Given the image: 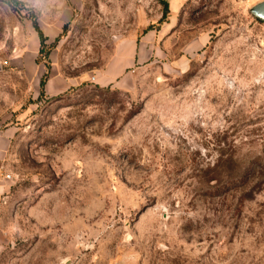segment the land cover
I'll use <instances>...</instances> for the list:
<instances>
[{
  "label": "rangeland",
  "instance_id": "374dc122",
  "mask_svg": "<svg viewBox=\"0 0 264 264\" xmlns=\"http://www.w3.org/2000/svg\"><path fill=\"white\" fill-rule=\"evenodd\" d=\"M262 2L0 0V264H264Z\"/></svg>",
  "mask_w": 264,
  "mask_h": 264
},
{
  "label": "crops",
  "instance_id": "0c3cea01",
  "mask_svg": "<svg viewBox=\"0 0 264 264\" xmlns=\"http://www.w3.org/2000/svg\"><path fill=\"white\" fill-rule=\"evenodd\" d=\"M139 44L140 43H137V41H135V43L132 46H129V48L127 49V52L125 53V57L120 58L119 61L115 60L114 62H111L109 65H107V67L102 72V74H100L98 77L94 79L91 78V80H93V82L95 81L97 85L111 87V88H115L118 90L123 89L126 86V84H120L119 86H117L116 81L117 79L121 77V75L126 70L130 68H134L138 65V61H139L138 52L140 49ZM77 84H79V82H74L73 80L62 78V79H58L56 88H57V91L59 90V92H62V91H66L67 89L71 87H75ZM45 85H44V88H45ZM48 91L49 90L47 89L46 93H48ZM4 152L5 150L0 144V161L3 158ZM7 187H8V184L6 180L2 178V173L0 172V210H1V202L4 198L5 193L7 192ZM2 232L3 230H2L1 222H0V244H1V239H3Z\"/></svg>",
  "mask_w": 264,
  "mask_h": 264
},
{
  "label": "trees",
  "instance_id": "16d2710c",
  "mask_svg": "<svg viewBox=\"0 0 264 264\" xmlns=\"http://www.w3.org/2000/svg\"><path fill=\"white\" fill-rule=\"evenodd\" d=\"M159 1H162V0H159ZM168 12V7L166 4H164V7H163V14H166ZM38 32V35H39V39L41 40V43L43 45V43L45 42V38L42 36L41 32L38 30V28L36 26H34ZM41 53V51L39 52ZM45 68L47 70H49V67L48 66H45ZM47 77H48V73L46 72L43 77L41 78L40 82H39V87L41 88V91H42V87H44L45 83H46V80H47Z\"/></svg>",
  "mask_w": 264,
  "mask_h": 264
},
{
  "label": "water",
  "instance_id": "95a60500",
  "mask_svg": "<svg viewBox=\"0 0 264 264\" xmlns=\"http://www.w3.org/2000/svg\"><path fill=\"white\" fill-rule=\"evenodd\" d=\"M250 13L261 22H264V2L253 7Z\"/></svg>",
  "mask_w": 264,
  "mask_h": 264
}]
</instances>
